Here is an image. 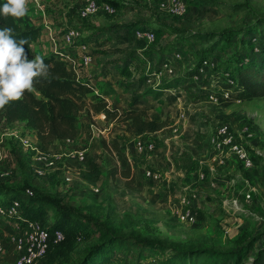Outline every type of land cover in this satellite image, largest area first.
Segmentation results:
<instances>
[{
  "label": "rangeland",
  "instance_id": "rangeland-1",
  "mask_svg": "<svg viewBox=\"0 0 264 264\" xmlns=\"http://www.w3.org/2000/svg\"><path fill=\"white\" fill-rule=\"evenodd\" d=\"M181 1L186 5L184 16L162 12L158 2L151 0L146 4L148 11L144 12L147 17L139 16L133 23L114 26L155 32V41L146 44L149 52L139 53L128 47L129 43L135 42V35L121 46L110 36L102 37L100 32L104 30H96L86 21L90 19L79 21L77 28L85 36L76 46L92 42L90 54L101 56L100 68H105L97 75L103 81L97 80L96 85L101 97H107L112 107L120 111L145 109L151 119L166 122L165 132L154 135L159 141L173 135L172 131L177 127L174 115L180 110L187 113L186 124L195 122L191 115L205 109L216 116L214 121L200 117L195 125L204 124L214 129L229 124L237 136L244 138L253 160L254 166L248 170L232 154L238 161L241 175L248 180V191L237 192L225 200L231 209L229 213L222 209L211 217H198L195 224L180 222L182 211L166 203L163 193L157 192L146 175L156 167L145 163L146 157L136 155L132 145L135 135L127 130L128 124L107 122L92 110L85 109L79 117L80 137L75 142L64 141L45 151L57 160L55 168L47 169L37 164L33 153L18 145L5 144L11 150L6 151L0 173L7 168L10 176L6 180L0 179V192L13 187L18 193H1L0 204L6 203L5 197L9 200L18 198L30 217L47 227L63 229L67 237L65 243L38 264H79L89 250L100 245L107 247V253L100 256V259H109L106 264H172L166 259L173 253L187 250H197L200 254L205 251L227 253V259L218 264H236V253L241 257L238 264H264V99L230 98L216 104L206 97L208 91L217 92V87H223L218 80L224 83L233 79L241 60L250 51L258 52L255 47L264 44V0ZM79 37L75 40L80 41ZM169 53L184 55L181 54L182 60L174 62L177 73L174 77H169L166 72L160 75L164 63H159L160 56L166 57ZM143 58L149 60L146 62L151 64L149 68L144 67ZM204 61L213 64L214 68L195 82L199 69L197 74L190 71L197 65L200 68ZM188 75H195L190 84L167 91L159 100L148 94L157 84L174 83ZM133 103L136 106L133 107ZM100 130L105 134L100 135ZM31 131L26 128L24 133L29 137ZM201 135V132L192 133V137L199 140V145L190 149L194 155L176 156L173 161L187 167V172L182 171V174H191L195 166H199L196 147L203 150L209 146V141L200 138ZM154 138L144 139L159 142ZM30 139L34 146L41 147L37 140ZM103 141L119 143L118 159L104 151ZM80 149L87 155L83 163L74 154ZM126 155L131 157L130 165L137 178L132 186L121 175L113 180L110 178V169L122 171L126 168ZM72 158L76 159V164ZM67 176L71 177L70 182L65 181ZM26 189L33 190L35 195L28 198L24 195ZM233 201L237 202L236 207ZM3 224L4 221H0V238L6 244V253L0 257V264H14L13 247L7 242V232L3 233ZM145 241L162 246V249L145 254V245H142ZM207 264L215 262L211 259Z\"/></svg>",
  "mask_w": 264,
  "mask_h": 264
},
{
  "label": "crops",
  "instance_id": "crops-1",
  "mask_svg": "<svg viewBox=\"0 0 264 264\" xmlns=\"http://www.w3.org/2000/svg\"><path fill=\"white\" fill-rule=\"evenodd\" d=\"M87 1L88 0H26V14L34 26L42 28L41 36L33 44L35 52L41 56H47L63 51L65 56L70 58V61L67 62L69 69H72L81 81L83 79L84 81H90L95 89V94L102 96L96 84L97 80H99V82L103 81V78H98L97 74L98 72L101 73L104 66L100 68V55L94 57L90 54L89 45L92 42L87 43L86 41H83V43L86 42V44H79L76 46V44L81 42V39L85 36H83L82 32L81 37H79L80 41H76L75 44L66 45L63 42L64 33L68 29H78L79 21L84 20L79 17L78 10ZM97 1L110 4L112 7L114 5L116 9L113 8L115 9L116 14L114 16L101 14L90 20H85L89 21L96 30L103 29L104 31L100 32L102 37L110 36L113 40H118V43H116L121 46L129 42L131 35L134 37L135 31L130 30L128 27L114 28V26L133 23V21L137 20L139 16L147 17L144 12L148 11L149 7L146 4L151 0ZM140 25H142V23ZM136 40L133 44L129 43L128 47L135 49V51L139 53L150 51V48H148L147 45L152 43H148L145 40H138L137 38ZM164 47L165 45L159 49L162 51V48ZM141 61H143V64L145 65L144 67L149 68L151 65H147L146 62L149 61L147 58H143ZM159 79H161V77ZM150 82L152 81L150 80ZM162 84L163 83H160L159 85L157 84L154 88L157 89L161 87ZM100 85L104 86V84ZM107 90H110L109 87ZM217 90H220V87H217ZM104 98L107 100V97ZM107 101L110 104V101ZM199 102H202V100ZM205 110L196 113L195 115H191L192 119L196 122L200 117H206L214 121L216 116L211 115V112L208 109L209 112ZM146 112L149 116V111ZM174 116L176 117L175 126L177 127L172 131V136L167 138L164 137V140L159 141L158 136L154 138V135L157 134L142 135L143 138L146 137V139L149 140L154 138V140L159 141H155L157 149L154 155L151 157L147 156L145 158L147 160H144L145 163L156 167L154 172L159 176L158 179L149 177V180L154 183V188L157 192L163 193L164 200H166V203H169L170 206L182 211L183 208H185V201H187L197 219L198 217H211L216 215L218 210L222 209L225 210V213H229V210L231 209L226 205L225 200L228 199L230 195H235L237 192L242 193L248 191L246 186L248 180L244 174H242L243 176L241 175L237 164L238 161L231 153L216 148L213 139L217 127L210 129L209 126H203L204 124L195 125L193 120L186 124L187 113L183 110L178 111ZM154 120L158 121L156 118ZM179 123L180 125H178ZM9 127L19 130L22 133L25 132L26 128L29 129L25 122H15L10 124ZM195 132H201L203 135H201L200 138L209 141V146L205 147L206 149L202 148L203 150H199V148L196 147L195 156H198L200 159L199 166L196 165L194 169L195 171L191 174H182V171L187 172V167L177 163L175 164L173 161L176 159V156H185L187 154L194 155L191 154L190 149L191 147L196 146V144L197 146L199 145V140L192 137V133L194 134ZM30 136V138L34 139L33 141L37 140L38 143L41 144L34 131H31ZM172 140H174V143H171ZM6 143L16 145L13 138L10 135H6L2 145H0V158L7 156L6 151L10 152L11 150V147L9 148L8 146H5ZM24 151L28 152L25 149ZM72 161L76 164L75 158H72ZM8 162L9 161H7V163ZM0 179L6 180L1 176ZM13 189V187H7L5 190H1L0 194H8L10 192L16 193ZM8 200L9 199L5 197V202ZM0 221H2V219H0ZM2 227L4 229L3 233H6L7 231L10 232L11 230L10 227H7L5 222Z\"/></svg>",
  "mask_w": 264,
  "mask_h": 264
},
{
  "label": "trees",
  "instance_id": "trees-1",
  "mask_svg": "<svg viewBox=\"0 0 264 264\" xmlns=\"http://www.w3.org/2000/svg\"><path fill=\"white\" fill-rule=\"evenodd\" d=\"M0 26L12 27L14 29L13 34L17 38L27 37L32 45L29 50L30 55H39L33 49V44L41 36L42 28L34 26L27 14L23 17L0 16ZM25 47L27 48V45ZM255 50L258 52L250 51L241 60L238 65V72L233 79H229L233 83L229 82V80L224 83L221 80L217 81L219 84H223V89L232 91L231 99H264V44H259V47L256 46ZM170 56L171 53L166 57L161 55L159 63L164 62ZM43 57L45 62L50 65L49 74L46 77L37 78L34 81L33 89L26 92L21 100L14 101L0 108V120L4 119L6 123L25 122L27 127L35 132L43 151H47L52 146L64 141L75 142L82 133L79 117L85 109L92 110L95 115L104 114L107 122L127 123V130L132 135L165 132L166 122L151 119L145 109L120 111V109L112 107L106 99L95 94L94 87L88 81L78 79L76 73L69 69L65 61L59 59L57 53ZM198 69L199 66L197 65L190 72H196L197 74ZM194 76L188 75V77L177 79L174 83H164L158 89L150 90L148 94L159 100L167 91L174 90L179 85L183 86L185 84L187 86L190 84ZM195 84L198 86L200 83ZM132 106H136V103H133ZM102 145L107 154L109 152L112 155L115 152L120 153L117 141L111 143L103 141ZM111 170V180L121 175L126 181L130 182V186L134 184L136 176L130 164H127L122 171L118 168ZM25 214L27 217L36 220L30 217L27 212ZM55 229L64 232L61 228ZM65 242L66 240L63 243ZM145 242L142 244L145 245L143 251L145 254H154L162 249V246L148 241ZM62 244L51 248L48 255ZM101 246H96L89 250L86 257L79 264L108 263L109 259L107 257H105L106 259L103 257L100 259V256L107 253V247ZM211 252L205 251L200 254L197 250L180 251L173 253L172 257L166 260L170 259L168 263L172 264H207L212 259L215 264H218L220 260L225 261L227 259V253ZM209 253H211L210 256ZM234 255L236 264H238L241 257L237 253Z\"/></svg>",
  "mask_w": 264,
  "mask_h": 264
},
{
  "label": "built area",
  "instance_id": "built-area-1",
  "mask_svg": "<svg viewBox=\"0 0 264 264\" xmlns=\"http://www.w3.org/2000/svg\"><path fill=\"white\" fill-rule=\"evenodd\" d=\"M154 1L158 2L159 9L162 12H167L170 15L184 16L187 13L186 5L181 0ZM115 13V9L110 4L101 3L97 0H88L78 10L79 17L84 20L94 18L100 14L114 15ZM80 34L81 32L76 28L68 29L64 33L63 42L66 45H72ZM135 36L138 40H145L148 43H153L156 39V35L153 31L145 29L136 30ZM57 54L60 60L65 61L66 63L70 61V58L66 57L63 51H59ZM181 54L175 53L168 57L163 63V70L160 75H162L163 72H166L169 77L176 76L177 73L174 62L183 59V54ZM212 68H214L213 64L209 65L208 61H204L199 68V75L195 77V80L198 81L201 76L206 74ZM158 78H160V76H158ZM229 82L233 83L232 80H229ZM231 95V90H226L221 87L217 92L208 91L206 93L207 99L216 104L229 101ZM100 117L103 120L106 119L104 114H100ZM10 124L12 123H6L4 120L0 123V145H2L5 136L10 135L16 145L33 153L34 160L37 164H40L47 169L56 167V159H53L51 156L49 157L47 152L42 150V147L39 148L34 146L31 139L24 133L9 127ZM99 134L104 135L105 131L100 130ZM213 142L217 149L235 155L237 159L242 162L245 169L249 170L254 166L252 157L246 148L244 138L237 136L229 124L224 123L217 127ZM132 145L138 157H151L157 149V144L154 141H147L142 135H135ZM74 154L80 163L85 162L87 155L84 149L75 150ZM117 154L119 155V153H114L118 159ZM3 159L4 156L0 158V164ZM124 161L126 162V165L131 164L130 155H126ZM130 166L132 167V165ZM146 175L153 179L159 178L156 172L150 170L146 172ZM0 176L7 179L10 176L9 170L4 168L0 173ZM65 181L70 182L71 177L67 176ZM24 194L28 198H32L35 195V192L31 189H26ZM233 204L236 207L237 202L233 201ZM0 218L7 224V227H10L11 229L10 232L7 231L5 236L8 244L13 247L15 255L14 264H38L46 258L51 248L62 244L66 240L63 231L47 227L42 222L27 217L23 208V202L18 198L0 204ZM179 221L188 224H195L197 222L196 215L187 201H185V208H183L179 215ZM5 253L6 244L4 240L0 238V257Z\"/></svg>",
  "mask_w": 264,
  "mask_h": 264
},
{
  "label": "clouds",
  "instance_id": "clouds-1",
  "mask_svg": "<svg viewBox=\"0 0 264 264\" xmlns=\"http://www.w3.org/2000/svg\"><path fill=\"white\" fill-rule=\"evenodd\" d=\"M26 12V0H0V16L23 17ZM13 32L10 26H0V108L21 100L50 70L43 56L30 55L29 39L17 38Z\"/></svg>",
  "mask_w": 264,
  "mask_h": 264
}]
</instances>
